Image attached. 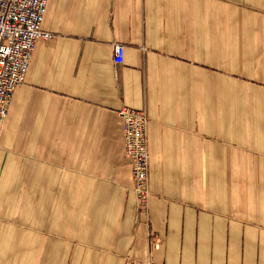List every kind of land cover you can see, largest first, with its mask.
Instances as JSON below:
<instances>
[{"label": "crops", "instance_id": "0c3cea01", "mask_svg": "<svg viewBox=\"0 0 264 264\" xmlns=\"http://www.w3.org/2000/svg\"><path fill=\"white\" fill-rule=\"evenodd\" d=\"M42 27L0 119V264H264V0H48Z\"/></svg>", "mask_w": 264, "mask_h": 264}, {"label": "built area", "instance_id": "2783aa9c", "mask_svg": "<svg viewBox=\"0 0 264 264\" xmlns=\"http://www.w3.org/2000/svg\"><path fill=\"white\" fill-rule=\"evenodd\" d=\"M48 0H0V119L7 116L12 93L26 76L35 42L51 32L42 22ZM124 45L114 44L113 60L122 62ZM124 150L131 158L133 190L138 209L146 211L149 189L148 116L143 109L123 106ZM150 248L159 246V239L150 232ZM142 264H154L151 259Z\"/></svg>", "mask_w": 264, "mask_h": 264}]
</instances>
